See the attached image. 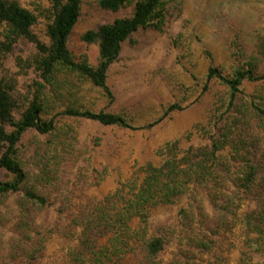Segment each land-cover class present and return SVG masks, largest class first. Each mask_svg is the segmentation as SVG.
<instances>
[{"label": "trees", "instance_id": "1", "mask_svg": "<svg viewBox=\"0 0 264 264\" xmlns=\"http://www.w3.org/2000/svg\"><path fill=\"white\" fill-rule=\"evenodd\" d=\"M49 1L52 16L46 29L50 41L47 44L33 30L38 22L34 11L19 0H0V23L4 25L0 35V70L20 40L33 43L37 49V54L27 59L17 57L19 71L0 79V168L8 176L0 179V201L23 193L15 225L23 231L12 245L9 259L19 258L28 264L38 259L30 249L35 243L30 233L38 215L33 211L53 204L47 191L56 190L63 182L64 163L72 152L66 150L64 143L49 142L42 155L46 160L44 167L31 174L20 159L27 133L52 135L60 116L140 131L183 110L180 103L170 104L159 120L139 127L133 117L125 114L74 106L45 118L49 112L46 91L49 87H63L62 75L91 82L113 101L109 73L124 45L141 32H163L171 11L185 2L98 0L97 5L104 12L121 15L128 9V13L82 36L84 42L99 47L94 65L87 58L77 60L69 48L84 0ZM237 41L231 72L210 66L203 81L196 85L201 86L196 103L212 92L215 83L225 89L209 108L208 124L214 123L213 133L207 138L208 124H196L184 136L161 146L157 162L141 165L114 192L81 207L75 217L74 244L68 252L70 264H204V254L219 248L221 231L233 219L242 230L237 238L235 264H264V34L258 36L253 48ZM33 68L42 81L35 83L33 97L21 107L15 98L19 77ZM257 83L261 85L257 96L250 103H242L246 87ZM18 110L21 113L16 117ZM194 131L203 133L200 143L193 141ZM206 203L214 212L207 209ZM175 208L176 220L158 218L160 213ZM172 246L174 251L169 252ZM257 256L261 257L259 263ZM208 264H227V260L220 262L218 258Z\"/></svg>", "mask_w": 264, "mask_h": 264}, {"label": "rangeland", "instance_id": "2", "mask_svg": "<svg viewBox=\"0 0 264 264\" xmlns=\"http://www.w3.org/2000/svg\"><path fill=\"white\" fill-rule=\"evenodd\" d=\"M19 1L38 15L33 30L41 41L50 44L46 33L52 16L50 1ZM97 1L84 0L80 21L69 40L74 57L77 60L87 58L94 65L98 61L99 47L84 42L82 36L128 13V9L121 15L104 12ZM3 31L4 25L0 23V35ZM260 34H264V0H185L178 10L171 11L170 21L163 32H141L124 45L119 60L109 73L108 84L115 96L113 101L91 82L76 76L66 78L62 75L65 80L63 87L48 88L49 112L45 118L74 106L125 114L133 117V123L139 127L159 120L170 104L180 103L183 110L171 114L151 129L140 131L103 127L90 121L60 116L52 135L41 136L35 131L26 134L21 144L20 159L31 174H37L44 167L46 160L42 155L49 142L64 143L66 150L72 152L64 163L66 174L63 182H59L56 190L47 191L53 204L33 211L38 215L32 227L33 233H30L35 238L30 249L38 259L31 264H70L68 252L74 244L75 217L79 209L114 192L141 165L157 162L158 150L168 141L184 136L198 123L208 124L209 108L225 89L215 83L212 92L196 103L201 92V86L197 88L196 85L203 81L210 66L230 73L235 58L233 53L237 51L235 39L239 45L253 48ZM35 54L37 49L33 43L20 40L0 70V79L19 71L17 57L27 59ZM37 81L42 80L35 68L19 77L15 98L21 107L33 97ZM260 88L259 83L248 85L240 101L250 103ZM20 113L18 110L16 117ZM208 125L207 138L213 133L214 123ZM194 132L196 137L193 141L200 143L202 139L199 137L203 133ZM0 179H8L1 168ZM67 186L70 187L68 190ZM22 195H10L0 201V264H28L19 258L9 259L12 245L23 231L15 227ZM206 206L214 212L208 203ZM177 215L178 208H175L160 213L158 218L172 222ZM234 221L222 229L219 248L211 254H204V264L215 263L218 258L220 262L226 259L227 264H235L237 238L242 230ZM24 231L28 233L27 229ZM174 248L172 246L169 252ZM170 257L171 253L167 258ZM256 261L259 263L261 257L257 256Z\"/></svg>", "mask_w": 264, "mask_h": 264}]
</instances>
